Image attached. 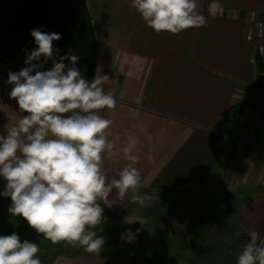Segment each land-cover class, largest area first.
<instances>
[{"label":"crops","instance_id":"0c3cea01","mask_svg":"<svg viewBox=\"0 0 264 264\" xmlns=\"http://www.w3.org/2000/svg\"><path fill=\"white\" fill-rule=\"evenodd\" d=\"M198 2L207 25L173 35L147 27L131 0H86L97 38L95 75L109 76L105 91L117 100L104 113L115 142L104 158L107 179H118L129 163L122 149L134 133L140 194L155 201L134 208L132 192L121 203L109 201L112 207L98 201L105 218L94 229L105 238L99 255L52 244L11 216V198L2 195L0 235L16 232L21 242L38 243L41 264H228L227 254L241 253L249 240L228 241L240 215L223 194L236 193L258 203L246 216L256 217L251 230L264 238V83L256 67L264 0H219L224 12L216 18L208 15L210 0ZM21 69L0 59V73ZM10 91L0 82V135L20 118ZM231 106L241 108L234 125L225 123ZM5 184L0 177V193ZM108 199L120 200L116 189ZM129 229L132 243L120 239Z\"/></svg>","mask_w":264,"mask_h":264},{"label":"clouds","instance_id":"9594fccd","mask_svg":"<svg viewBox=\"0 0 264 264\" xmlns=\"http://www.w3.org/2000/svg\"><path fill=\"white\" fill-rule=\"evenodd\" d=\"M130 7L157 34L178 35L208 23L198 11V0H131ZM207 11L216 18L224 9L219 0H210ZM256 28L264 38V23ZM30 35L37 47L30 52L25 49V66L10 71L6 81L12 85L9 96L17 101L20 118L5 125L6 135H0V177L6 181L0 195L11 198V216L23 217L52 244L64 242L99 255L105 238L94 229L105 218L98 201L112 207L108 197L116 189L120 200L132 192L131 203L150 206L151 196L140 194L142 177L133 166L138 160V138L134 133L128 136L122 152L129 163L118 179L109 182L104 158L113 155L115 142L109 139L113 121L104 113L117 105L114 95L105 91L109 76L97 71L91 81L85 79L77 67L79 56L71 49L59 56V50L54 49L53 42L62 38L60 34L32 29ZM259 52L264 56V46ZM49 60L53 67L41 70ZM135 238L130 229L120 237L128 243ZM39 251L38 243L21 242L16 232L0 235V264H41ZM236 264H264V238L257 231L249 233Z\"/></svg>","mask_w":264,"mask_h":264},{"label":"trees","instance_id":"16d2710c","mask_svg":"<svg viewBox=\"0 0 264 264\" xmlns=\"http://www.w3.org/2000/svg\"><path fill=\"white\" fill-rule=\"evenodd\" d=\"M260 18L263 23L264 12ZM32 29L60 34L62 38L53 42L58 55L64 56L71 49L73 55L80 57L77 67L83 77L89 81L95 77L97 38L86 0H0V59L23 68L25 49L30 52L37 47L30 35ZM257 56L259 70L261 60L258 53ZM64 62L70 64L68 60ZM52 67L49 60L41 70ZM240 112V107L231 106L225 123L237 124Z\"/></svg>","mask_w":264,"mask_h":264},{"label":"rangeland","instance_id":"374dc122","mask_svg":"<svg viewBox=\"0 0 264 264\" xmlns=\"http://www.w3.org/2000/svg\"><path fill=\"white\" fill-rule=\"evenodd\" d=\"M256 52H257V50H256ZM223 197H226L227 200H228L227 201L228 204H230L229 207H227V208H230V210L236 209V211L240 215V216L237 217L236 221H234V219H233V222L230 225V230H229V232L227 234L229 236V238H228L229 240L228 241H231L236 246L238 243L240 244L243 241V239L237 238L238 236L239 237H241V236L249 237V233L251 231H253V230H251V224L257 222L256 221V217L254 216V218L253 219L251 218V220H250V219H248V216H246V215L249 213V211L255 209V207L258 206V203L256 201H252V199L246 198L244 196H239V195L237 196L236 193H233L232 195L223 194ZM108 201L121 203L124 200H111V199H108ZM153 201H155V199H151L150 205L152 204ZM146 206H148V205H146ZM132 207L135 208L137 206L135 205V206H132ZM231 236L233 238H231ZM70 249H71L70 251H76V252L77 251L80 252V251L83 250V248H81L79 246L75 247V248L70 247ZM105 250H106V252L113 253V254L121 252V249H119L117 247H108Z\"/></svg>","mask_w":264,"mask_h":264},{"label":"built area","instance_id":"2783aa9c","mask_svg":"<svg viewBox=\"0 0 264 264\" xmlns=\"http://www.w3.org/2000/svg\"><path fill=\"white\" fill-rule=\"evenodd\" d=\"M261 46H264V45H258L256 47L257 53H258L259 58L261 60V64H260V67H259V70H258V79L260 80L261 83L262 82L264 83V56H261V54L259 52V48ZM7 80H8V75L0 73V82L1 83H4V82L6 83ZM7 85L10 87V89H12V85H9V84H7Z\"/></svg>","mask_w":264,"mask_h":264},{"label":"water","instance_id":"95a60500","mask_svg":"<svg viewBox=\"0 0 264 264\" xmlns=\"http://www.w3.org/2000/svg\"><path fill=\"white\" fill-rule=\"evenodd\" d=\"M237 255L238 254H235V253H229V254H227L226 262L228 264H236Z\"/></svg>","mask_w":264,"mask_h":264}]
</instances>
